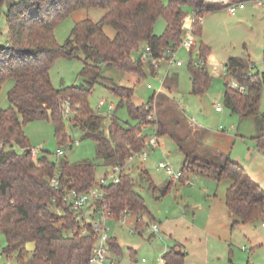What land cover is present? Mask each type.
Masks as SVG:
<instances>
[{
  "label": "trees",
  "instance_id": "trees-1",
  "mask_svg": "<svg viewBox=\"0 0 264 264\" xmlns=\"http://www.w3.org/2000/svg\"><path fill=\"white\" fill-rule=\"evenodd\" d=\"M208 1L0 0V13L6 7L7 24L5 43L0 45V93L6 81L15 82L8 94L10 108L0 109V233L6 239L0 257L7 261L0 260V264L11 261L17 264H90L97 244L96 232L92 223L78 220L82 213L67 205L65 199L72 192L76 195L90 193L98 185L96 166L90 162L76 165L63 162L58 167L46 155L34 159L25 127L37 120L53 122L55 136L63 145L68 139L63 118V101H67L75 117L74 127L96 143L97 158L107 167H126L131 156L146 148V140L138 132L151 123L148 120L151 109L159 102L161 119L152 123L157 126V136L169 135L175 142L183 139L177 129L184 122L180 118L169 121V108L160 105L164 99L170 101L167 96L154 95L148 109L136 107L132 103L134 88L115 85L101 73L104 67L114 68L138 76V82L148 74L157 75L150 63L135 60L132 54L139 52L142 45L150 48L156 59H161L167 50H176L184 33V23L191 14L203 19L225 7L212 6ZM81 9H102L106 13L97 24L89 20L77 23L65 44L60 45L55 36L56 28ZM160 18L166 21V29L159 36L154 28ZM102 24L114 28V39L105 34ZM194 31L199 45L196 60L191 56L189 62L191 93L201 97L212 82L208 66L212 50L200 41L202 22L196 21ZM197 47L190 51L191 55ZM81 55L86 58L79 74L83 83L55 89L50 75L54 64L60 59L78 60ZM224 68L225 107L241 120L258 117L264 72L254 73L255 65L241 57L229 58ZM103 81L119 99L117 108L126 105L130 116L138 122L136 125H123L114 113L106 133L105 118L96 115L89 105L94 87ZM165 87L171 89L168 79ZM239 87L244 88L243 93ZM253 140L257 149L264 150V116L257 124ZM184 154L181 184H186L190 175H202L218 182L228 180L231 184L226 191L225 205L235 220L233 224L249 225L260 221L264 224V189L240 164L227 157L223 164L217 165ZM53 178H58V189L51 185ZM140 180L147 183L153 193L160 191L148 171L141 172ZM173 183L171 181L161 190L163 197L170 192ZM105 193L108 213L115 220L125 210L132 216L139 215L136 221L139 228L146 206L131 176L124 173L118 184L105 188ZM29 245H33L32 251L28 250ZM108 245L119 249L115 238H110ZM186 256L185 250L175 245L164 254L163 264H185Z\"/></svg>",
  "mask_w": 264,
  "mask_h": 264
},
{
  "label": "rangeland",
  "instance_id": "rangeland-1",
  "mask_svg": "<svg viewBox=\"0 0 264 264\" xmlns=\"http://www.w3.org/2000/svg\"><path fill=\"white\" fill-rule=\"evenodd\" d=\"M230 1L208 2L222 7ZM245 4L246 9L238 11L235 17L230 16L225 7L206 15L202 19L203 33L200 41L211 48L214 60L221 70L231 57L250 56L255 64L253 72L262 73L264 9L255 7L250 1ZM5 11L6 7L0 13V45L5 43L7 33ZM105 13L106 11L102 9L76 11L56 28L57 42L64 45L77 23L89 20L97 24ZM102 28L110 39L115 38L116 31L113 27L102 24ZM165 29L166 21L160 18L155 25L154 33L160 36ZM145 49V45H142L139 52L132 54L133 59L140 60ZM197 53L198 47L194 49L192 55L187 50H179L175 59L183 63L182 67L161 63V68L156 71L157 75L148 74V77L140 82L138 76L127 75L114 68L104 67L102 70V77L112 80L113 84L135 89L132 103L136 107L145 106L148 109L150 99L154 95H159L157 93L164 84L162 95L167 96L170 101L164 99L160 105L163 108L168 106L169 109L175 105L178 117L185 123L181 122L180 128L177 129V133L183 139L174 142L169 135L157 138V126L152 124L161 117L159 102H156L150 113L154 120L148 118L151 123L142 126L138 132L145 138V143L157 138L160 146L157 149L146 147L148 158L145 161L135 158L125 167V173L134 180L136 192L145 202L146 211L139 228L136 226L139 215L124 218L126 225L119 223L120 221H108L109 236L116 239L119 249L108 245L107 250L117 264H163L164 254L175 245H180L185 250L187 254L185 264H264L263 222L249 225L233 224L235 220L230 218L229 209L225 206L230 181L218 182L202 175H190L186 184L175 182L166 196L163 197L161 193V190L171 183V179L164 171L157 170L159 163L169 164L173 171L178 173L186 159L184 152L202 161L215 162L217 165L223 164L227 157L236 160L264 189V150L257 149L253 140L257 134V124L264 116V88L259 116L248 120H241L225 107V76H214L210 88L203 96L192 95L189 62L191 56L196 60ZM85 61L84 55L78 60H58L50 71L54 88L65 89L81 85L83 81L79 74ZM166 79L170 84L175 83L174 89L169 90L165 87ZM14 84L12 79L5 82L0 93L1 110L10 108L8 94ZM108 85L104 81L96 85L89 98L93 112L105 118L106 133L113 118L108 114V105L112 104L116 108L119 105V99L111 93ZM149 85L153 89H149ZM101 101L107 106L99 108ZM218 105L222 108V113L216 112ZM115 117L126 126L138 123L130 116L126 105L117 108ZM63 118L68 135L63 145L55 136L53 122L37 120L25 127L31 148L40 157L46 155L58 167L63 162L71 165L90 162L96 166L97 181L100 180L109 167L103 160L97 158L96 143L86 138L83 131L74 127L75 117L71 114L70 108L69 116L63 115ZM169 121H172V118ZM70 144L73 145L72 148H69ZM58 150H62L64 155L58 156ZM143 170L148 171L160 191L153 193L148 184L140 180ZM86 220L92 223L94 216L87 215ZM154 225L158 226L159 234L153 233ZM5 246V236L0 233V256ZM0 260L2 263L7 262L3 257H0ZM10 264L17 263L11 261Z\"/></svg>",
  "mask_w": 264,
  "mask_h": 264
},
{
  "label": "built area",
  "instance_id": "built-area-1",
  "mask_svg": "<svg viewBox=\"0 0 264 264\" xmlns=\"http://www.w3.org/2000/svg\"><path fill=\"white\" fill-rule=\"evenodd\" d=\"M257 8L264 9V0H252L250 1ZM246 2H233L225 4L227 11L230 16L235 17L238 11L244 10L246 8ZM196 21L202 22L201 18H198L195 14H191V16L186 19L183 26V36L181 39L180 46L176 50H167L161 59H156L153 57L150 48H146L141 55V61L150 63L155 70L161 68V63H167L170 66L181 67L183 63L181 61H176L175 57L179 50L184 49L187 51H191L193 48L198 46V39L195 35L194 24ZM164 82V81H163ZM233 87L235 85H232ZM164 87V84H163ZM160 88L157 94H162L164 92V88ZM149 89H153L150 85ZM239 90L243 93L244 88L239 87ZM64 110L63 115L69 116V103L67 101L64 102ZM107 106L104 101H101L99 104V108ZM116 111L115 106L112 104L108 105V114L113 116ZM217 112H221L222 108L218 105L216 107ZM149 120H154L153 116L149 117ZM72 144L69 145V148H72ZM156 147L155 140L146 143V147ZM147 148H145L142 152L136 153L128 159V163L133 161L135 158H140L142 160H146L148 158V154L146 153ZM64 152L62 150H58V156H63ZM32 157L36 159L38 157L37 153L32 151ZM158 171H164L165 174L170 177L171 181L178 182L182 176V172L175 173L173 169L167 163H159L157 167ZM125 173V167L120 166H112L108 168V171L103 175V177L98 180V185L92 189L90 193L76 195L75 193L68 194L65 199V203L71 206L78 213H82L78 220L79 221H87V215L92 214L94 216V221L92 222L94 231L97 236V244L92 251V255L90 257V264H117L112 255L108 252L107 246L110 240V229L108 227V221L115 220L110 213H108V204L106 203V193L105 188L118 184L120 182L121 175ZM51 185L55 189L59 187L58 178H53L51 180ZM99 204V205H97ZM131 214L129 211L125 210L120 218L115 221H120L123 225H126V221H123L124 218H129ZM264 226V224H263ZM153 233H160V230L157 225H154L152 228ZM7 264H10L9 262Z\"/></svg>",
  "mask_w": 264,
  "mask_h": 264
},
{
  "label": "crops",
  "instance_id": "crops-1",
  "mask_svg": "<svg viewBox=\"0 0 264 264\" xmlns=\"http://www.w3.org/2000/svg\"><path fill=\"white\" fill-rule=\"evenodd\" d=\"M210 5H212V6H215V7H219L220 8V6L219 5H216V4H211V3H209ZM246 9V8H245ZM244 9V10H245ZM242 11V10H241ZM203 27V26H202ZM202 33H203V29H202ZM200 40H202V38L200 39ZM208 46V45H207ZM245 59H249L253 64H254V62L251 60V57L249 56V57H247V58H245ZM225 65V64H224ZM255 65V64H254ZM183 66V65H182ZM181 66V67H182ZM208 66H209V72H210V76H211V78L213 79V77L214 76H216V77H223V76H225V68H223L222 70L219 68V65H218V63L214 60V56L212 55L210 58H209V60H208ZM175 88V83L174 82H171V89L170 90H172V89H174ZM114 106V105H113ZM173 107L171 108V109H169L168 110V114H167V117H168V119H170V118H172V120H179V118L180 117H178V114H177V111L175 110V105H172ZM116 108V107H115ZM165 108H168V106H166ZM217 112V111H216ZM223 111H221V112H217V113H222ZM157 134V133H156ZM167 136V135H166ZM190 137H192V136H190ZM157 138H159L158 136H157ZM153 139V140H155V144H156V147H153V148H158L159 146H160V144H159V141H158V139ZM153 140H151V141H153ZM151 141H149V142H151ZM174 141V140H173ZM148 142V143H149ZM175 142V141H174ZM148 147H150V146H148ZM152 148V147H151ZM235 162L236 163H238L236 160H235ZM239 164V163H238ZM127 174V173H126ZM128 175V174H127ZM151 176V175H150ZM226 206V205H225ZM226 208H227V206H226ZM230 212V211H229ZM230 218H233V216H232V213L230 212ZM263 225V224H262ZM33 245H29L28 246V250L29 251H32L33 250ZM113 257V256H112ZM116 261V260H115ZM145 262V261H144Z\"/></svg>",
  "mask_w": 264,
  "mask_h": 264
}]
</instances>
